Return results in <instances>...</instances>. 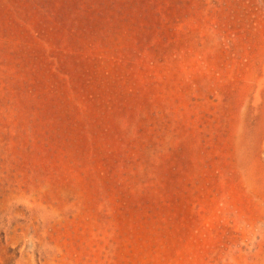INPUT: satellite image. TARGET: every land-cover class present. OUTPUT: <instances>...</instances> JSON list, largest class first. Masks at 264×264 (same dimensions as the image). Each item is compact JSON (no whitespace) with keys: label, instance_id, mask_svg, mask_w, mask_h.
<instances>
[{"label":"rangeland","instance_id":"rangeland-1","mask_svg":"<svg viewBox=\"0 0 264 264\" xmlns=\"http://www.w3.org/2000/svg\"><path fill=\"white\" fill-rule=\"evenodd\" d=\"M0 264H264V0H0Z\"/></svg>","mask_w":264,"mask_h":264}]
</instances>
